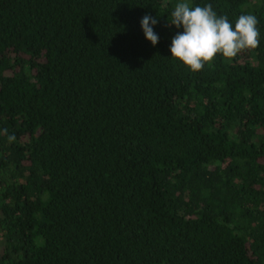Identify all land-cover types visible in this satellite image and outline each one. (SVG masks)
<instances>
[{
  "label": "trees",
  "instance_id": "16d2710c",
  "mask_svg": "<svg viewBox=\"0 0 264 264\" xmlns=\"http://www.w3.org/2000/svg\"><path fill=\"white\" fill-rule=\"evenodd\" d=\"M178 2L0 0V264H264V0H187L260 33L198 73Z\"/></svg>",
  "mask_w": 264,
  "mask_h": 264
},
{
  "label": "clouds",
  "instance_id": "9594fccd",
  "mask_svg": "<svg viewBox=\"0 0 264 264\" xmlns=\"http://www.w3.org/2000/svg\"><path fill=\"white\" fill-rule=\"evenodd\" d=\"M169 27L178 31L173 37L170 52L174 62L179 61L192 73L200 72L211 65L218 55L231 61L240 53L255 49L259 45L258 20L256 16L244 14L237 18L233 28L227 16H218L211 4L190 6L187 0H180L171 12ZM158 19L145 15L141 20L145 37L155 47L159 42L154 26ZM7 133V129L3 130ZM14 135L8 136L9 142Z\"/></svg>",
  "mask_w": 264,
  "mask_h": 264
}]
</instances>
